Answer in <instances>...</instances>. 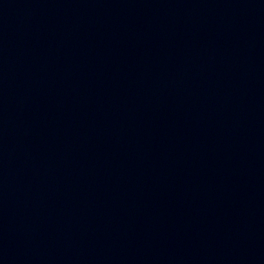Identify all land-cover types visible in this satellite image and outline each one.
<instances>
[{"label": "water", "instance_id": "obj_1", "mask_svg": "<svg viewBox=\"0 0 264 264\" xmlns=\"http://www.w3.org/2000/svg\"><path fill=\"white\" fill-rule=\"evenodd\" d=\"M0 264H264V0H0Z\"/></svg>", "mask_w": 264, "mask_h": 264}]
</instances>
